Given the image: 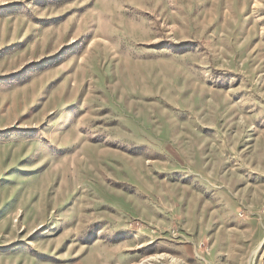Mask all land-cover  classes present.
<instances>
[{
  "label": "rangeland",
  "instance_id": "374dc122",
  "mask_svg": "<svg viewBox=\"0 0 264 264\" xmlns=\"http://www.w3.org/2000/svg\"><path fill=\"white\" fill-rule=\"evenodd\" d=\"M0 264H264V0H0Z\"/></svg>",
  "mask_w": 264,
  "mask_h": 264
}]
</instances>
